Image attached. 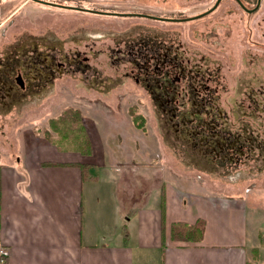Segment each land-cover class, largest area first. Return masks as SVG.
<instances>
[{
  "label": "rangeland",
  "instance_id": "1",
  "mask_svg": "<svg viewBox=\"0 0 264 264\" xmlns=\"http://www.w3.org/2000/svg\"><path fill=\"white\" fill-rule=\"evenodd\" d=\"M44 1L184 18L207 11L216 0ZM241 1L252 9L257 0ZM5 68L7 75L0 79L9 81L5 91L17 98L5 96L0 107V162L26 159L32 133L45 138L48 119L71 107L97 129L107 158L111 161L113 154L123 164L120 173L103 171V181L108 178L112 185L93 187L99 197L85 198L86 232L103 236L113 229L117 191L149 206L160 188L166 193L162 181L174 177L180 192L243 197L250 227H264V157L252 154L235 168L210 172L200 161H185L164 123L167 113L192 106L210 130L245 135L264 147V0L251 13L234 0H221L209 14L185 22L0 0V72ZM132 105L146 119L145 133L131 123L127 109ZM189 130L208 129L197 124ZM137 154L145 165H132L131 160H140ZM89 185L84 192H91Z\"/></svg>",
  "mask_w": 264,
  "mask_h": 264
},
{
  "label": "crops",
  "instance_id": "2",
  "mask_svg": "<svg viewBox=\"0 0 264 264\" xmlns=\"http://www.w3.org/2000/svg\"><path fill=\"white\" fill-rule=\"evenodd\" d=\"M82 122L91 144L90 155L58 150L32 133L35 140L30 141L26 159L14 164L0 162L4 264H264V239H259L264 227H250L243 197L209 190L180 192L176 177L162 181L166 193L160 188V196L149 206L146 200L136 204L123 189L117 191L120 204L116 205L113 229L103 236L86 232L85 198L99 197L92 188L108 183V178L103 181V171L110 176L107 168L120 173L117 169L123 164L113 154L111 161L107 158L102 137L84 115ZM143 158L137 163L131 160L132 165L141 161L145 165ZM80 164L91 165L96 180L83 181ZM140 173L145 170H138ZM87 183L90 193L84 192ZM198 220L204 225L199 241L170 239L171 223ZM122 226L128 234L126 243L120 234Z\"/></svg>",
  "mask_w": 264,
  "mask_h": 264
},
{
  "label": "trees",
  "instance_id": "3",
  "mask_svg": "<svg viewBox=\"0 0 264 264\" xmlns=\"http://www.w3.org/2000/svg\"><path fill=\"white\" fill-rule=\"evenodd\" d=\"M8 70L9 68L1 70L0 76L5 78ZM8 82L0 79V107L6 105L4 103L5 96L13 97L9 91H5L6 88H9ZM15 98L17 96L13 97V99ZM197 111L198 109L191 106L181 112L167 113L164 119L165 127L171 134L172 144L181 151V156L185 161L190 163L200 161L206 166V169L208 168L210 172H213L216 169L228 170V168H235L239 159L252 156V154H256L257 160L264 157V147L262 145L250 141L245 135L229 132L224 135L216 133L217 130H210L208 121L199 116L201 111H198V113ZM127 112L132 125L145 133L146 119L138 112L137 106L128 107ZM189 113H192V115H189ZM47 122L48 128L44 129L43 134L58 150L78 152L82 155L91 154V144L83 126L79 109L65 107L56 117L49 118ZM197 124L208 130L203 131V134L200 131L189 130L191 126ZM52 132L56 134V139L52 138ZM44 164L54 165L53 163ZM79 166L83 181L96 180V177L90 171L91 165L80 164ZM203 229L204 225L200 220L194 224L173 222L170 224V239L177 242L199 241L202 238ZM122 236L123 242L126 243L128 234L125 227Z\"/></svg>",
  "mask_w": 264,
  "mask_h": 264
},
{
  "label": "water",
  "instance_id": "4",
  "mask_svg": "<svg viewBox=\"0 0 264 264\" xmlns=\"http://www.w3.org/2000/svg\"><path fill=\"white\" fill-rule=\"evenodd\" d=\"M32 1H35V2L40 3V4L48 5V6H54V7H59V8H63V9H69V10H78V11L89 12V13H93V14L110 15V16H137V17H145V18L158 20V21H165V22H185V21H190V20H196V19H199V18L209 14L218 6V4L221 0H216L214 5L210 9H208L207 11H204L203 13H200L198 15L191 16V17H184V18H167V17L152 16V15H147V14H139V13L107 12V11L92 10V9L83 8V7L62 5V4H58V3H54V2H48V1H44V0H32ZM234 1L239 5V7L241 9H243V11H245L247 13H251L254 10H256L260 4V0H257L254 8L247 9L240 0H234Z\"/></svg>",
  "mask_w": 264,
  "mask_h": 264
},
{
  "label": "built area",
  "instance_id": "5",
  "mask_svg": "<svg viewBox=\"0 0 264 264\" xmlns=\"http://www.w3.org/2000/svg\"><path fill=\"white\" fill-rule=\"evenodd\" d=\"M5 263V253L2 248H0V264Z\"/></svg>",
  "mask_w": 264,
  "mask_h": 264
},
{
  "label": "flooded vegetation",
  "instance_id": "6",
  "mask_svg": "<svg viewBox=\"0 0 264 264\" xmlns=\"http://www.w3.org/2000/svg\"><path fill=\"white\" fill-rule=\"evenodd\" d=\"M20 88H21V86H20Z\"/></svg>",
  "mask_w": 264,
  "mask_h": 264
}]
</instances>
